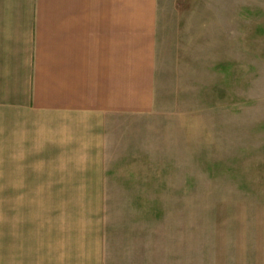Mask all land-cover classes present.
<instances>
[{
  "label": "crops",
  "instance_id": "obj_1",
  "mask_svg": "<svg viewBox=\"0 0 264 264\" xmlns=\"http://www.w3.org/2000/svg\"><path fill=\"white\" fill-rule=\"evenodd\" d=\"M157 4L0 0L9 264H192L191 236L160 232L161 213L185 223L191 207L143 199L159 193L144 141L161 91ZM235 245L203 249L200 264H264Z\"/></svg>",
  "mask_w": 264,
  "mask_h": 264
},
{
  "label": "rangeland",
  "instance_id": "obj_2",
  "mask_svg": "<svg viewBox=\"0 0 264 264\" xmlns=\"http://www.w3.org/2000/svg\"><path fill=\"white\" fill-rule=\"evenodd\" d=\"M157 43L160 100L144 141L159 193L144 204L191 207L185 223L161 213L160 232L191 236L192 264L231 239L264 252V0H158ZM15 219L0 196V264Z\"/></svg>",
  "mask_w": 264,
  "mask_h": 264
}]
</instances>
